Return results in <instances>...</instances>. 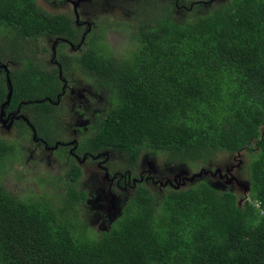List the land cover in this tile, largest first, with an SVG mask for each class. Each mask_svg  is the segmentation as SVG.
Wrapping results in <instances>:
<instances>
[{"label": "trees", "instance_id": "obj_1", "mask_svg": "<svg viewBox=\"0 0 264 264\" xmlns=\"http://www.w3.org/2000/svg\"><path fill=\"white\" fill-rule=\"evenodd\" d=\"M204 10L185 22L167 9L156 11L153 21L134 26L138 43L123 58L111 53L105 28L93 31L82 57L66 53L60 43L62 78H85L92 82L87 87L112 102L85 147L121 151L131 169L141 146L149 148L153 176L167 190L155 196L152 186L131 184L120 191L128 197L115 200L120 214L101 229L82 216L89 191L79 190L77 164L64 172L67 199L59 196L58 206L46 195H12L0 177V264H264V0H226ZM1 31L29 43H74L79 35L70 15L52 14L37 0H0ZM31 48L16 54L8 108L22 104L24 111L45 115L52 110L48 103L30 102L55 99L63 81L57 66L37 64ZM15 52H1L0 65ZM8 93L1 71L0 106ZM47 122L31 119L53 145ZM15 124L20 134L28 130L22 120ZM245 151L246 198L197 174L184 182L186 173H199L201 163L218 152ZM19 155V146L0 139V175ZM176 175L182 181H174ZM99 189L96 184L95 195L111 200L110 192Z\"/></svg>", "mask_w": 264, "mask_h": 264}, {"label": "rangeland", "instance_id": "obj_2", "mask_svg": "<svg viewBox=\"0 0 264 264\" xmlns=\"http://www.w3.org/2000/svg\"><path fill=\"white\" fill-rule=\"evenodd\" d=\"M226 0H37L38 5L44 10L50 11L52 14H68L72 18L73 26L75 30L82 33V40L85 39V43L81 50L86 49V42H90V36L95 29H106V41L110 46V51L117 58H123L124 55L128 56L129 49L138 43V34L135 31L134 26H140L143 21H153L155 18V12L163 13L164 9L174 17L178 22H185L188 20H193L198 13H205L210 8H216L220 4H223ZM201 8H204L201 10ZM141 19L142 21H137ZM76 22V23H75ZM84 25H79L83 23ZM85 22L90 23V26L85 25ZM104 31V30H103ZM5 33H0V53L7 51L11 52L12 48L16 49L15 53L10 55L9 64H4L8 66L11 71L14 67L19 65L16 54L21 50L27 52L29 47L31 48L32 57L34 59H40L37 64L43 69H50L51 61V49L55 42V39L43 38L39 40H33L31 43L28 41H18L13 40L7 31H1ZM13 40V41H12ZM77 41L73 45H75ZM8 46L6 49H2V46ZM81 43L77 44V48L80 47ZM60 47V42L55 46L58 59V50ZM134 48L132 49L133 52ZM65 51L73 54H81V52H74L69 46L65 47ZM22 58H27V54H22ZM51 66H55L51 63ZM81 77L80 75H77ZM82 78V77H81ZM68 84L73 87L74 95L70 96L73 98L76 94L80 95L83 89L88 90L86 84H92L91 81H86L82 78L80 81L73 82L76 80L71 77L66 78ZM78 80V79H77ZM92 91V90H91ZM96 91V90H95ZM93 92V91H92ZM103 92V91H102ZM97 93V100L101 102V107L108 106V104L103 100V93ZM94 93V92H93ZM98 110H104L98 109ZM95 112L97 117H95L94 122L99 120L97 112L102 111H92ZM74 116L72 118V122ZM67 121V120H66ZM68 122V121H67ZM10 122H6L5 126L0 124V139L6 142L15 144L19 146L20 159L11 164V168L7 170L6 174H1V182L5 184L6 190L15 196L22 197H35L40 198L41 195H46L51 204L58 206L61 205V198L67 199V180L64 177V172L70 168L73 161L67 157L64 153H50L39 147L36 150V145L31 142L32 133L26 129L23 134L17 131V126L12 125V128L8 127ZM10 128V129H9ZM72 128V139L66 138V141H72L73 127ZM70 130V127L64 128L66 133ZM142 150L146 147L141 146ZM34 152V159L28 160V153ZM165 155H160L157 159L161 160ZM82 159V157L80 158ZM102 160L100 158L98 161ZM127 160L121 153H116L110 156L107 167L110 168V177L113 174L117 177L112 179V183L109 189L105 192H111V200L109 202L110 209L104 214L100 211L99 207L96 205V199L99 196V201H103L104 196L95 195L96 183L94 180L90 181L91 176L100 175L103 176L104 172L97 167L96 162H92L91 159H86L84 162L77 164L82 173L81 177V188L84 191H89L87 195L86 202L84 203V210L82 211V216L85 218H91L94 221L96 227L104 229L108 220L115 219L120 214L116 205L115 200L119 199L122 193L119 191L117 186V181L119 175L123 174L122 168L126 166ZM248 163L249 155L247 151L239 153L230 152H218L216 157L211 159L208 164L201 163L204 168L199 173L188 172L186 173L184 182L188 183L191 176H198L208 178L213 182H220L227 186L225 189L231 187L232 191L235 193L247 197L248 194V184L250 181V176L248 173ZM148 166V165H147ZM144 165L139 163L135 168L132 169L131 178L139 180L140 169ZM245 169V170H243ZM198 172V171H195ZM145 176V175H144ZM5 177V178H4ZM4 178V179H3ZM162 181V179H161ZM164 181V180H163ZM182 181V180H178ZM156 185L152 183H143L144 186H152L154 194H161L166 191L165 182H156ZM184 184V183H183ZM98 185V184H97ZM99 186V185H98ZM164 189V190H163ZM103 192V189H99ZM93 196H95L93 198ZM245 199H241L242 204ZM88 205H90L88 207ZM100 220V222H98ZM97 224V225H96Z\"/></svg>", "mask_w": 264, "mask_h": 264}, {"label": "flooded vegetation", "instance_id": "obj_3", "mask_svg": "<svg viewBox=\"0 0 264 264\" xmlns=\"http://www.w3.org/2000/svg\"><path fill=\"white\" fill-rule=\"evenodd\" d=\"M79 25H84V23L82 24L79 23ZM67 46H69L72 50L75 47V45L71 43H67L65 47ZM56 60L58 59L55 58L54 60L55 62H57V65L54 63V61L53 62L51 61V63L55 64L60 72L59 66H61V64L59 61ZM60 79L63 81V86L61 88L62 92L58 93L55 99H51L50 97L46 96L41 100H37V102L40 104L48 103L52 107L51 113H47L44 115L41 112L35 113L32 110L24 111V109H22L23 108L22 104H20L15 110H10L8 108L6 110V116L4 117V119L9 120L8 115L10 114L12 118V114H16V112L19 110V113L17 115L22 114L27 119V121H25L22 118L19 120L24 121L26 126L28 127V130L32 133L31 142L34 145H36L35 148L36 150H39L40 149L39 147H41L44 150L49 151L50 153H56V152L64 153L65 155H67L69 159L73 161L74 164L75 163L80 164V162H84L86 159H91L92 162H96L97 167L100 170H102L104 174L103 176H100L98 174L95 176H91L90 181L94 180L95 183L99 185L100 189H103L105 191L109 189L113 181L112 179L116 178L117 177L116 175H118V174H113V176L110 177L109 174L110 168L107 167L106 164L108 163L111 155H114L116 153H121V154L123 153L107 148H104L99 151H95V150L87 149L85 147V141L92 134L93 127L96 124L94 120L95 117H97V115L95 112L92 111H96V112L100 111L96 108L97 94L93 93L89 86L88 90L83 89L80 95L76 94L72 98L70 96V94L72 96L74 95L72 88L69 87V85H67L62 78ZM30 103H35V102H30ZM73 116H74V120L72 122ZM31 119H36V120L47 119L48 122H47V128L45 129V133L51 137L52 141L54 142L53 145H50L45 138H43L38 134L34 124L31 123ZM19 120H15L13 125H15V123ZM0 124L5 126L1 121ZM68 127H70V130L66 133V131H64V128H68ZM71 127H73L74 138H78V140L74 139L72 141H66V138L72 139ZM34 133H36L35 137H34ZM34 152L35 151H31L30 153H28V160L34 159ZM81 157L82 159H80ZM100 158H102V160L98 161ZM139 159L141 161V164L144 165V167L140 169L139 180L138 179L135 180L131 178V174L133 172L131 168H128V166L123 167L122 168L123 174L119 175V179L117 181V186H116L119 189V191L124 192L128 189V187L131 190L137 183L151 182L153 185H156V178L153 176L155 170L154 161L150 159V155L147 154V151H145L140 156ZM179 179L182 180V178L177 177L176 175L173 180L178 181ZM205 179L209 181L215 188L220 189L221 191H232L231 187L225 189L227 186H223L224 184H221L220 182H213L208 178ZM121 182L123 183V185H121ZM131 184H134V186L131 187L130 186ZM109 192L111 194L112 191L110 190ZM122 195H124L125 198L128 197V194H122ZM94 197L95 196H93V198ZM104 198L105 199L100 202L98 196L95 202L97 207H99L100 211L106 214L107 210L109 211L111 207L109 204L110 200L106 202L107 198L106 197ZM89 206L90 205H88V207Z\"/></svg>", "mask_w": 264, "mask_h": 264}, {"label": "clouds", "instance_id": "obj_4", "mask_svg": "<svg viewBox=\"0 0 264 264\" xmlns=\"http://www.w3.org/2000/svg\"><path fill=\"white\" fill-rule=\"evenodd\" d=\"M76 23V22H75ZM84 23V22H83ZM85 25H87V26H89L90 25V23H87V22H85ZM96 30V29H95ZM94 30V31H95ZM59 38H56L55 39V42H54V44H53V46L54 47H52V49H51V61L53 62L54 60H55V58H56V54H57V52H56V49H55V46L57 45V43L58 42H60V43H62V44H64L65 46L67 45V43H71L72 44V42H70V41H68V40H65L64 42H62V41H60V40H58ZM76 43H75V47H74V52H81V54H79V55H77V54H73L72 56H74V57H78V56H80V57H82V55H83V53H84V51H85V49L84 50H81L82 49V47H83V45H84V43H85V39H83L82 40V33L79 31V35H78V37H77V39H76ZM57 42V43H56ZM78 43H81V45H80V47H78L77 48V44ZM87 42H86V45H85V47H87ZM64 51H65V49H63ZM66 53H68V54H70L69 52H67V51H65ZM51 61H49V63H50V65H51ZM56 61H59V59L58 60H56ZM60 62V61H59ZM54 63L57 65V62H55L54 61ZM54 64V65H55ZM60 64H61V62H60ZM1 65H4V64H1ZM0 65V66H1ZM55 65V66H56ZM6 66V65H5ZM62 66V65H61ZM61 66H59V68H60V72H59V77L60 78H62V76H63V67H61ZM8 67V66H7ZM54 67V66H53ZM9 68V67H8ZM9 70V69H8ZM5 72V71H4ZM6 73V72H5ZM10 73H11V71L9 70V79H10V81H11V77H10ZM7 77V76H6ZM65 82H67L66 81V78L64 79V78H62ZM12 83V82H11ZM7 84H8V80H7ZM69 87H71L70 85H69ZM91 87V86H90ZM72 88V90H73V87H71ZM8 90H9V87H8ZM107 104H108V106H103V107H101L100 105H101V102H99L98 100H97V98H96V102H97V106H96V108L97 109H103L104 108V110H100V111H102V112H97V114H98V116H99V118H101V116L107 111V109L112 105V102H107L106 100H104ZM35 103H38L37 101H35ZM16 116H23L22 114L21 115H16ZM21 119V118H20ZM23 119V118H22ZM16 120V119H15ZM99 121V120H98ZM98 121L96 122V124L98 123ZM95 124V125H96ZM107 149H111V150H113L112 148H107ZM139 150H141L142 152H141V155L145 152V151H147V154H149L150 155V150H149V148H146V149H144V150H142V149H139ZM114 151H117V152H121V151H118V150H114ZM123 153V152H122ZM124 154V153H123ZM125 155V154H124ZM125 157L127 158V156L125 155ZM128 160V159H127ZM139 163H141V161H140V159H139ZM138 163V164H139ZM126 166H128V162L126 163ZM128 168H129V166H128ZM82 177V176H81Z\"/></svg>", "mask_w": 264, "mask_h": 264}, {"label": "water", "instance_id": "obj_5", "mask_svg": "<svg viewBox=\"0 0 264 264\" xmlns=\"http://www.w3.org/2000/svg\"><path fill=\"white\" fill-rule=\"evenodd\" d=\"M1 69L6 72V76H7V80H8L9 93H8L6 102H4L2 104V106H1V108H0V121L5 125L6 122H8L10 120V124L8 125V127L11 128L12 125H13V123H14V121H15V119L16 120H19L20 118H23L25 121H27V119L24 116H16L19 113V110L16 112V114H12V118H11V115L9 114L8 115V119L9 120L4 119V117L6 116V109L9 107V105L11 103V98H12V95H13V86H12V83H11V81L9 79V70H8V67L5 66V65H1L0 66V70ZM35 136H36V133H34V137ZM74 149H76V148H74ZM200 176H201V174L199 175V177Z\"/></svg>", "mask_w": 264, "mask_h": 264}]
</instances>
